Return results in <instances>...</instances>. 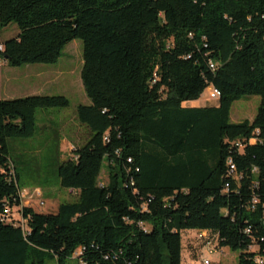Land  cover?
Instances as JSON below:
<instances>
[{"label": "trees", "instance_id": "16d2710c", "mask_svg": "<svg viewBox=\"0 0 264 264\" xmlns=\"http://www.w3.org/2000/svg\"><path fill=\"white\" fill-rule=\"evenodd\" d=\"M10 24V67L56 64L80 40L91 105L76 109L88 141L54 165L77 196L38 214L21 205L8 140L34 138L37 111L69 102L0 100V214L17 208L25 221L0 222V264L77 252L81 264H182L185 230L216 236L238 264H264V0H0V31ZM211 87L218 106L183 107ZM249 96L261 99L256 116L232 124Z\"/></svg>", "mask_w": 264, "mask_h": 264}, {"label": "rangeland", "instance_id": "374dc122", "mask_svg": "<svg viewBox=\"0 0 264 264\" xmlns=\"http://www.w3.org/2000/svg\"><path fill=\"white\" fill-rule=\"evenodd\" d=\"M18 33L17 26L10 24L0 31V43L4 44L14 39ZM82 68L83 44L80 40H74L66 45L60 59L53 65H25L15 68L10 67L5 61L0 63V99L15 100L33 96L64 97L69 102L67 108L37 111L38 131L34 138L8 140L10 158L22 161L16 167L20 190L28 194L22 200V205L35 212L50 211L51 205L75 200V196L58 186L54 165L71 160L73 150L83 147L89 139L88 129L80 125L76 119L77 107L91 105L81 81ZM26 75H32V78ZM210 92L211 88H208L200 97L202 107L218 106V99H210ZM260 103L261 99L258 96L243 97L234 102L230 111V122L232 124L251 122L257 114ZM53 149H56L58 155L51 153ZM107 181L105 166L99 182L106 184ZM34 192H40V198L35 196L30 199L29 196L34 195ZM40 202L44 205L41 206ZM16 210L18 211L14 208V211ZM15 218L20 219L18 215ZM181 239L182 264H200L203 259H207L211 264H238L239 251L218 248L209 253L205 246L206 240L200 238L198 231H182ZM188 244H192L194 248L196 245L195 252L198 259L194 262L192 259L191 262H187ZM77 255L78 252L64 264H81L76 258ZM44 264L58 263L50 258L46 259Z\"/></svg>", "mask_w": 264, "mask_h": 264}, {"label": "built area", "instance_id": "2783aa9c", "mask_svg": "<svg viewBox=\"0 0 264 264\" xmlns=\"http://www.w3.org/2000/svg\"><path fill=\"white\" fill-rule=\"evenodd\" d=\"M4 52V48H3V45H0V54ZM1 61H4L3 59L0 58V63ZM210 69H214V65L210 64ZM220 97V92L211 87V92H210V99H213V100H216V99H219ZM230 171H231V174L233 173L234 171V166H230ZM70 195L72 196H77V192L73 191V190H68L67 191ZM20 196V200H21V205H22V200L28 196V194H26L24 191L23 192H20L19 194ZM36 198H40V192H34V195L32 196H29L30 199H32L33 197ZM253 203H256V201H254ZM40 205L43 206L44 203L43 202H40ZM23 206V205H22ZM18 215L20 217V219H16L15 216ZM0 222L2 223H6V224H14V225H19L21 226L22 228H24V224H25V221L22 219L21 215H20V212L17 211V212H14V209L13 208H10L8 206H6V208L3 210V212L0 214ZM263 225H264V218H263ZM245 233H249V230H246ZM200 238L201 239H206V243H205V246L207 247L209 253H211L213 250H216L218 249L217 248V237L216 236H213V237H208V234L206 233L205 237H203L202 235H200ZM248 250L250 252H255L257 250V247H249ZM255 263L256 264H263V261L260 259V258H256L255 259ZM200 264H211L207 259H203L200 261Z\"/></svg>", "mask_w": 264, "mask_h": 264}, {"label": "crops", "instance_id": "0c3cea01", "mask_svg": "<svg viewBox=\"0 0 264 264\" xmlns=\"http://www.w3.org/2000/svg\"><path fill=\"white\" fill-rule=\"evenodd\" d=\"M0 45H3V44L0 43ZM32 75L31 76L30 75H26V76L27 77L30 76V78H32ZM36 75L39 76V74H36ZM0 76H1V72H0ZM0 100H4V99H0ZM183 107L184 108H202V105H201L200 100H199L197 102L185 103V104H183ZM59 205H60V203L55 204V205H51L52 209L50 211H45V212L37 211L36 213H38V214H55L57 212V209H58ZM16 211H14V212H16ZM18 211H19V209H18ZM199 234L202 235L203 237H205L206 232H200ZM187 246H189L188 247V251L189 252H188L187 258H186L187 262H191L190 259H192L193 262H194L195 260L198 259L197 255H196V252H195L196 245H195V248H194V246H192V244H188ZM219 264H221V263H219Z\"/></svg>", "mask_w": 264, "mask_h": 264}, {"label": "water", "instance_id": "95a60500", "mask_svg": "<svg viewBox=\"0 0 264 264\" xmlns=\"http://www.w3.org/2000/svg\"><path fill=\"white\" fill-rule=\"evenodd\" d=\"M3 59L6 60V61L8 60L5 56H3Z\"/></svg>", "mask_w": 264, "mask_h": 264}]
</instances>
